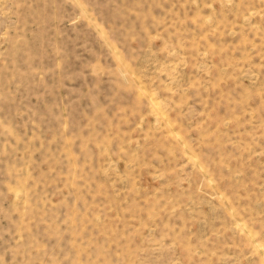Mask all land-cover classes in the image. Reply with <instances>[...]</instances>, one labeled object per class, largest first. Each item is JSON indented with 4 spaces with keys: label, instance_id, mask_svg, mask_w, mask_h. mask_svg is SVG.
Instances as JSON below:
<instances>
[{
    "label": "rangeland",
    "instance_id": "374dc122",
    "mask_svg": "<svg viewBox=\"0 0 264 264\" xmlns=\"http://www.w3.org/2000/svg\"><path fill=\"white\" fill-rule=\"evenodd\" d=\"M0 264H264V0H0Z\"/></svg>",
    "mask_w": 264,
    "mask_h": 264
}]
</instances>
